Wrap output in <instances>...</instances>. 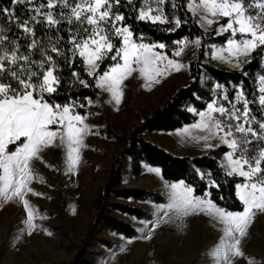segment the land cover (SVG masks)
Returning <instances> with one entry per match:
<instances>
[{"label": "snow or ice", "instance_id": "snow-or-ice-1", "mask_svg": "<svg viewBox=\"0 0 264 264\" xmlns=\"http://www.w3.org/2000/svg\"><path fill=\"white\" fill-rule=\"evenodd\" d=\"M12 3L31 5L35 0H12ZM128 5L133 7L139 21L153 26L174 25L161 28L162 31H176L189 22L190 15L203 35L173 41L169 57L163 51L168 45L155 40L148 42L146 34L134 33L125 22L120 8ZM165 5L170 6L171 12L165 11ZM182 9L184 20L177 14ZM28 11L35 15L19 22L13 19L9 8H0L29 40L25 54L21 44L10 40L0 29V201L21 203L26 211L23 221L26 227L21 232L28 235L42 227L35 222L37 218H45L27 198L29 193L43 195L31 187L32 181L39 179L33 162L42 159L45 148L62 147L66 169L74 172L81 161V150L87 147L85 138L93 132V126L86 122L91 113L81 115L77 111L85 108L78 99L69 98L64 104L49 102L63 79L60 60L72 69L69 88L92 86L73 68L76 65L93 78L96 88L109 94L108 102L117 106V110L124 99V82L133 73H138L144 80L142 87L150 90L173 71L188 68L179 58L187 49L199 48L210 32L225 38L224 44L211 46L212 59L243 71V66L252 62L253 53L259 51L264 63V0H140L138 8L135 0H124L123 5L121 0H46ZM41 23L49 30L55 29L57 35L44 40L37 38L34 25ZM65 24L68 25L66 40L59 35ZM213 25H216L214 29ZM33 50L40 56L39 60L33 59ZM256 84L253 99H249L243 85L234 86L230 99L228 90L216 84V94L205 109H191L199 120L178 130V134L189 136L192 129L199 130L192 139L201 142L206 150L227 147L219 167L225 177L239 178L234 188L242 210L230 211L219 206L211 199L210 192L197 196L195 188L181 180L166 184L170 202L160 206L164 216L158 212L153 225L158 227L171 212L177 218L207 214L222 225L223 232L219 243L209 250L212 264H234L236 258H244L247 264H262L242 249L256 216L264 214V74L257 76ZM85 100L87 105L93 104L91 98ZM254 105L259 106L260 119L253 111ZM148 170L161 174L159 168ZM196 171L202 178L209 177L210 187H220L210 173ZM141 238L151 239V235Z\"/></svg>", "mask_w": 264, "mask_h": 264}, {"label": "rangeland", "instance_id": "rangeland-1", "mask_svg": "<svg viewBox=\"0 0 264 264\" xmlns=\"http://www.w3.org/2000/svg\"><path fill=\"white\" fill-rule=\"evenodd\" d=\"M168 25L169 28L174 26ZM215 27L216 25L212 26L213 29ZM211 33L214 32L209 34ZM211 46L206 53L207 61L231 68L212 59ZM163 51L166 52V49ZM198 51L199 48H189L179 59L190 66ZM168 56H172V51ZM189 82V67L179 72L173 71L150 90L142 87L144 80L138 73H133L124 82V99L118 110L117 106L108 102L109 94L99 89L98 98L93 104L85 105L88 113H91L86 122L93 126V132L85 138L87 147L81 150L78 169L74 172L66 169L65 151L56 146L45 148L41 153L42 159L33 162L39 179L33 180L31 187L43 195L29 193L27 198L38 209L39 214L45 217H38L35 221L42 227L31 235L26 231L21 232L26 227L23 223L26 211L21 203L15 200L0 201V264H62L71 260L80 249L94 220V203L110 176L114 156L126 147L124 143L107 136L106 130L111 128L116 134L128 138L137 123ZM198 120L199 117L182 128L193 125ZM182 128L145 133L143 137L176 155L195 156L213 151L204 149L201 142L192 139V136L199 134V130L192 129V136L178 134V130ZM221 147L225 150L217 154L219 161L228 151L226 146ZM122 165V187L144 188L161 194L165 200L158 203L152 200L110 198V202L142 207L151 213V217L139 219L109 208V215L130 223L138 233L128 238L107 230L102 223L88 247L91 260L96 264H212L208 253L219 243L223 235L222 225L207 214L177 218L175 212H171L168 218L162 219L158 227L153 228L157 213L164 216L159 211L160 206L170 202V191L166 184L175 182H169L161 174L150 172L148 169L154 167L150 165H145L143 172L134 176L129 156L123 158ZM43 229H47L52 235H47ZM149 234L151 239L141 238ZM103 240L112 242V245L106 246ZM242 249L248 256L255 257L264 264V214L256 216L248 236L242 242ZM234 264H247V261L236 258Z\"/></svg>", "mask_w": 264, "mask_h": 264}, {"label": "trees", "instance_id": "trees-1", "mask_svg": "<svg viewBox=\"0 0 264 264\" xmlns=\"http://www.w3.org/2000/svg\"><path fill=\"white\" fill-rule=\"evenodd\" d=\"M183 2V0H181ZM41 3H46V0H35L34 4H14L12 0H0V8H9L12 11L13 19L19 22L30 20L34 12L28 11L31 7H38ZM124 4V0H121ZM135 5L140 6V0H135ZM59 10V9H57ZM47 11V9H44ZM120 11L124 12L125 22L132 26L134 33H144L148 37V42L153 40L168 45L166 52L168 54L173 50V41L180 40L183 37L195 39L203 35V30L196 26L190 15L187 17L189 22L182 24L176 31H162L161 28H169V25L153 26L150 23L139 21L135 19V12L133 7H121ZM165 11L171 12L169 5H165ZM181 20L186 17L183 14V9L177 13ZM6 14L0 12V29H3V34L7 35L10 40H17L27 54L25 46L29 40L24 37L23 31L18 27V24L13 22ZM68 25H62L59 35L67 39ZM36 37L44 40L46 37H55L56 30H49L45 24L34 25ZM225 38L216 36L214 33L204 36L202 45L199 47L198 55L190 62V82L186 86L180 87L174 95L166 100L162 105L156 107L151 114L145 116L139 123H137L128 138L116 134L111 128L106 130L109 137L115 138L117 141L126 145L119 154L114 156V163L111 168L110 176L107 182L103 185L99 196L95 200L96 214L93 222L90 224L83 240L81 247L75 256L62 264H96L90 258L88 250L90 241L95 239L96 232L102 223L109 231L116 232L125 237H134L138 230L130 223L108 214V209L120 211L129 214L136 218L149 219L151 213L144 210L142 207H136L116 202H110V198H124L138 201L152 200L155 202H163L165 199L161 194L140 187H122V160L125 156L131 157L132 165L131 172L134 176H139L145 165L158 167L161 169L162 177L169 182L185 181L187 184L195 188V195H203L206 191L211 193V198L218 205L230 210H242L238 199L235 196L234 183L239 178H227L223 175L220 167L217 154L224 151L225 148L220 147L216 150L210 151L202 155H176L162 146L154 143L143 137L145 133L155 131H173L182 128L185 125L195 122L198 116L191 111L195 108L198 111L205 109L206 105L211 102V99L216 94L215 85L221 84L228 90L229 98L234 94V86L243 85L249 99H253V93L256 91V78L258 75L264 74V63L260 59L259 51L253 53L252 62L243 66V71L234 70L221 65H215L207 61L206 53L209 47L213 44H224ZM115 44L119 46V41L115 40ZM66 48L67 45H64ZM33 59L39 60L40 56L33 50ZM59 59V58H57ZM79 61H77V64ZM108 61H105L107 64ZM61 73L63 77L61 85L57 93L52 94L51 100L57 103L64 104L69 98L77 100L80 103L87 104L85 97L91 98L93 101L98 98L99 89L95 87L94 80L88 77L81 68L73 65L76 71L81 73V77L89 81L91 87L84 88L74 86L69 88L67 85L70 80V71L62 60H60ZM102 69L104 65L101 66ZM246 72L247 76L243 75ZM47 98V97H46ZM80 114L88 113L86 108L77 109ZM253 111L260 119L259 106L254 105ZM210 173L212 179H215L220 185L219 188L209 186V177H201L197 171ZM223 196L224 200L220 197ZM103 244L111 246L112 242L103 240Z\"/></svg>", "mask_w": 264, "mask_h": 264}]
</instances>
